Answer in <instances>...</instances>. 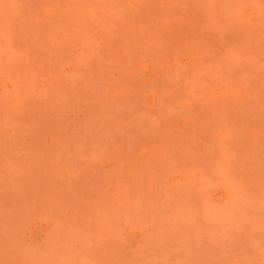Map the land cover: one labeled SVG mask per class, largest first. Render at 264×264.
Masks as SVG:
<instances>
[{"label": "rangeland", "instance_id": "rangeland-1", "mask_svg": "<svg viewBox=\"0 0 264 264\" xmlns=\"http://www.w3.org/2000/svg\"><path fill=\"white\" fill-rule=\"evenodd\" d=\"M0 264H264V0H0Z\"/></svg>", "mask_w": 264, "mask_h": 264}]
</instances>
